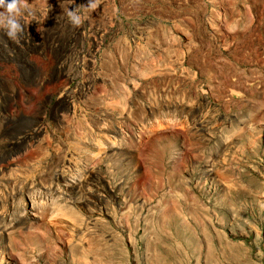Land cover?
I'll return each instance as SVG.
<instances>
[{
    "label": "rangeland",
    "instance_id": "1",
    "mask_svg": "<svg viewBox=\"0 0 264 264\" xmlns=\"http://www.w3.org/2000/svg\"><path fill=\"white\" fill-rule=\"evenodd\" d=\"M25 2L0 264H264V0Z\"/></svg>",
    "mask_w": 264,
    "mask_h": 264
},
{
    "label": "clouds",
    "instance_id": "2",
    "mask_svg": "<svg viewBox=\"0 0 264 264\" xmlns=\"http://www.w3.org/2000/svg\"><path fill=\"white\" fill-rule=\"evenodd\" d=\"M26 7L25 0H0V8L5 10L0 12V28L6 29V35L14 41H18V34L23 31L19 17ZM91 7L95 8L96 4ZM67 16L73 27H79L83 22L74 11H68Z\"/></svg>",
    "mask_w": 264,
    "mask_h": 264
},
{
    "label": "bare ground",
    "instance_id": "3",
    "mask_svg": "<svg viewBox=\"0 0 264 264\" xmlns=\"http://www.w3.org/2000/svg\"><path fill=\"white\" fill-rule=\"evenodd\" d=\"M112 103H110V105H111ZM109 107V106H108ZM113 108V107H112ZM115 108V107H114ZM113 108V109H114ZM111 109V108H110ZM4 170V169H3ZM7 170V169H6ZM3 172V171H2ZM12 199V198H11ZM33 211V210H32ZM6 227H8V225L6 226V225H4L3 223H0V230H4ZM4 232V231H3ZM1 235V234H0Z\"/></svg>",
    "mask_w": 264,
    "mask_h": 264
}]
</instances>
